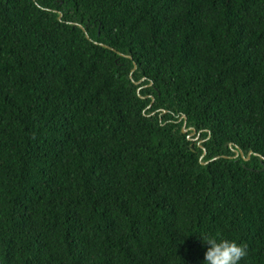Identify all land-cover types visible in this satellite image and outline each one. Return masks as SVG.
Returning <instances> with one entry per match:
<instances>
[{
  "label": "trees",
  "instance_id": "trees-1",
  "mask_svg": "<svg viewBox=\"0 0 264 264\" xmlns=\"http://www.w3.org/2000/svg\"><path fill=\"white\" fill-rule=\"evenodd\" d=\"M202 237L264 264V0H0V264H204Z\"/></svg>",
  "mask_w": 264,
  "mask_h": 264
},
{
  "label": "clouds",
  "instance_id": "clouds-1",
  "mask_svg": "<svg viewBox=\"0 0 264 264\" xmlns=\"http://www.w3.org/2000/svg\"><path fill=\"white\" fill-rule=\"evenodd\" d=\"M207 249L204 253V264H238L247 255L246 246L235 241L202 237Z\"/></svg>",
  "mask_w": 264,
  "mask_h": 264
},
{
  "label": "flooded vegetation",
  "instance_id": "flooded-vegetation-1",
  "mask_svg": "<svg viewBox=\"0 0 264 264\" xmlns=\"http://www.w3.org/2000/svg\"><path fill=\"white\" fill-rule=\"evenodd\" d=\"M185 124H186V122H185V120H184L181 130H182L183 128H185L184 130H186V131H185L184 133H187V137H188V139H190L192 142H193V141H194V142H197V144L200 146V145H201V141H202V139L199 138V137H200V131H197V132H196V130H195L194 127H192V126L185 127ZM192 128L194 129V131L192 130ZM234 151H235V150H234ZM238 155H239V154H238ZM238 155H237V156H238ZM231 156L236 157V156H235V152H234V154L231 155Z\"/></svg>",
  "mask_w": 264,
  "mask_h": 264
},
{
  "label": "water",
  "instance_id": "water-1",
  "mask_svg": "<svg viewBox=\"0 0 264 264\" xmlns=\"http://www.w3.org/2000/svg\"><path fill=\"white\" fill-rule=\"evenodd\" d=\"M79 27H81L82 28V26L81 25H79ZM86 37H88L87 35H86ZM103 45V44H102ZM120 55H122L123 56V54H120ZM128 57H130V56H128ZM135 67H136V65L134 64V67H133V70L135 69ZM132 70V71H133ZM130 76H131V74H130ZM183 118H184V120H185V115H183ZM185 128H183L181 131L182 132H185L186 130H184ZM192 130L194 131V129L192 128ZM235 150V156H237L238 154H240L241 156H243V153H242V151L240 150V149H234ZM204 152L205 151H203V154H204ZM252 154V151H248V153H247V156L246 157H244V159H248L249 157H250V155ZM255 155H258L257 153H254ZM258 156H260V158H263L261 155H258Z\"/></svg>",
  "mask_w": 264,
  "mask_h": 264
}]
</instances>
